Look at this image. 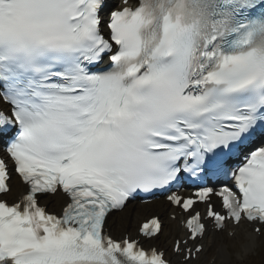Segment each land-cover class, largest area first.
<instances>
[{
	"label": "snow or ice",
	"instance_id": "1",
	"mask_svg": "<svg viewBox=\"0 0 264 264\" xmlns=\"http://www.w3.org/2000/svg\"><path fill=\"white\" fill-rule=\"evenodd\" d=\"M0 143V264H194L229 224L244 260L264 237V0H0ZM157 191L181 213L171 256L157 216L147 248L108 229ZM58 192L60 215L40 204Z\"/></svg>",
	"mask_w": 264,
	"mask_h": 264
},
{
	"label": "bare ground",
	"instance_id": "2",
	"mask_svg": "<svg viewBox=\"0 0 264 264\" xmlns=\"http://www.w3.org/2000/svg\"><path fill=\"white\" fill-rule=\"evenodd\" d=\"M18 187H19V190H21L20 186H18ZM11 188H15V189L17 188L16 187V181L14 179L11 182ZM49 199L50 200L54 199V200H56V202L57 201L58 202L64 201L63 198L59 194H54L52 196L45 197V200H49ZM156 203L160 207L159 211L160 210L162 211V209H165L166 207H168L167 204H163L161 202H155L154 204L156 205ZM152 204L153 203L148 204V205H134L127 210L128 214L122 219H121V217L119 218V216H118L119 213L112 214L113 216H112V219L109 223V225L111 226V229L116 228V227L119 228L120 224H121L120 230L126 229L127 226H129V225H132V226L135 225L136 222L145 218L144 216H146L145 215V213L147 212L146 210H149ZM168 208L169 209L167 211H172V208H170V207H168ZM164 216H165V214H164ZM164 223H165V226H163L162 234H170L171 232H173V230L177 234H181V228L178 225H176L175 227H172L171 221L169 219L166 218V220H165V218H164ZM250 231H251L250 229H247V232H250ZM235 233L236 234L232 235L231 238L223 237L221 235V232H216L213 234V236L211 234H206L204 240L202 241L204 244V248H208L210 246V244H213L214 239H216L215 240V256L219 260L220 263L224 264L225 263L224 254L221 252V249H224V252L226 253V256L228 258L227 251H226V243L229 241H238V243H240V247H241L246 242L245 241L246 230L244 228H235ZM167 244H168V242H167ZM241 254H242V248H241ZM241 254H239V256ZM253 261H254L253 256L251 254H248L244 260H240L237 258L234 264H252ZM246 262H249V263H246Z\"/></svg>",
	"mask_w": 264,
	"mask_h": 264
},
{
	"label": "rangeland",
	"instance_id": "3",
	"mask_svg": "<svg viewBox=\"0 0 264 264\" xmlns=\"http://www.w3.org/2000/svg\"><path fill=\"white\" fill-rule=\"evenodd\" d=\"M156 207H159V205L157 204ZM128 210V209H127ZM127 210H124L122 213L118 214L119 218L121 217L124 218L128 213H127ZM149 213V212H148ZM147 214V213H145ZM112 216L111 215L109 218H108V225L112 219ZM136 225H137V222L135 225H129L127 226V229L130 234L131 232L135 231L136 229ZM120 227H121V224H120ZM120 227L119 228H115L114 231H119L120 230ZM173 234L172 235H168V236H164L163 234H161V236H159L158 238V242L166 247L170 245L171 241H172V238H173ZM167 240V241H166ZM168 242V244H167ZM261 247H258L257 249H255L254 253H250L253 258H254V261L252 262V264H264V242H261L260 243ZM226 251H227V255H228V258H227V264H234L236 259L238 258L239 254H241V247H240V243H238V241H229L226 243ZM215 252V245L213 244L212 247H209L207 252L204 253V255H202L201 257H199L195 262L194 264H205V262L207 261V259ZM219 263L218 260H216L215 264ZM246 263H249V262H246Z\"/></svg>",
	"mask_w": 264,
	"mask_h": 264
}]
</instances>
